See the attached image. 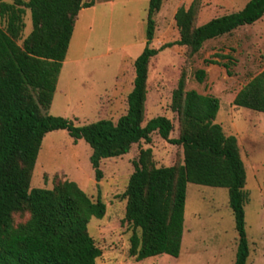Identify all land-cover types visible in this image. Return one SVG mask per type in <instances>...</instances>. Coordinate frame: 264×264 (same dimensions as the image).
<instances>
[{"label": "trees", "instance_id": "1", "mask_svg": "<svg viewBox=\"0 0 264 264\" xmlns=\"http://www.w3.org/2000/svg\"><path fill=\"white\" fill-rule=\"evenodd\" d=\"M162 0H148L145 46L134 59L133 86L126 112L116 121L102 118L82 125L49 114L58 75L65 59L75 19L94 0H12L0 2V264H96L101 249L88 231L91 217L102 218L105 203L93 201L73 180L52 179V186L31 187L35 161L47 132L65 129L91 148L96 180L102 159L127 153L132 144L151 142V133L181 145L182 161L156 166L150 147L140 149L122 197L124 219L131 225L128 254L142 260L180 253L187 183L224 187L237 232L233 264H248L249 247L244 204L246 171L237 138L215 122L219 98L186 89L182 71L172 91L170 109L177 114L178 136L170 137L171 120L164 115L144 119L146 81L151 57L174 44L194 55L204 42L253 24L264 14V0H248L238 11L196 25L197 6L174 13L179 38L155 48L154 15ZM31 29L25 37L24 15ZM21 41V42H19ZM226 56V55H221ZM205 63L219 64L213 59ZM228 75L226 62L221 63ZM206 70L194 71L202 82ZM235 106L264 112V68L234 96Z\"/></svg>", "mask_w": 264, "mask_h": 264}, {"label": "rangeland", "instance_id": "2", "mask_svg": "<svg viewBox=\"0 0 264 264\" xmlns=\"http://www.w3.org/2000/svg\"><path fill=\"white\" fill-rule=\"evenodd\" d=\"M11 2L12 0H0ZM197 6L196 25L238 11L248 0H162L155 13L154 37L150 46L159 47L179 38L174 13L180 6ZM148 0H94L75 19L65 59L58 75L49 114L63 116L82 125L98 119L116 121L126 112L127 94L133 86L134 59L145 46ZM21 37L31 29L30 13L24 15ZM0 25H4L0 19ZM21 42V41H19ZM226 55V56H221ZM204 59L219 61L205 63ZM226 62L231 75L221 64ZM264 66V14L229 34L204 42L194 55L174 44L151 57L146 81L144 119L168 117L178 136L177 114L170 109L171 95L182 71L186 89L219 98L215 122L225 134L237 138L244 162L245 229L249 247L248 264H264V112L235 106L230 95L240 89ZM206 70L202 82L194 71ZM150 147L156 166L182 161L181 145L151 133V142L132 144L130 150L100 162L102 176L96 180L90 163L91 148L83 139H74L65 129L47 132L35 161L31 187L52 186V179L73 180L95 201L105 203L102 218L91 217L88 231L101 255L96 264H233L238 242L234 219L224 187L187 183L184 207V235L178 257L160 254L142 260L129 256L131 225L124 219L122 193L134 170L140 149Z\"/></svg>", "mask_w": 264, "mask_h": 264}, {"label": "crops", "instance_id": "3", "mask_svg": "<svg viewBox=\"0 0 264 264\" xmlns=\"http://www.w3.org/2000/svg\"><path fill=\"white\" fill-rule=\"evenodd\" d=\"M263 68H264V66H263ZM263 68H262V69H263ZM262 69H261V70H262ZM255 75H256V74H255ZM252 77H253V76H252ZM252 77H251V78H252ZM251 78H250V79H251ZM245 84H246V83H245ZM238 90H239V89H238ZM238 90H237L236 92H233V93L230 95V100H231V101L233 100V98H234V96L236 95V93L238 92ZM183 235H184V227H183V233H182V236H183ZM181 241H182V240H181Z\"/></svg>", "mask_w": 264, "mask_h": 264}]
</instances>
